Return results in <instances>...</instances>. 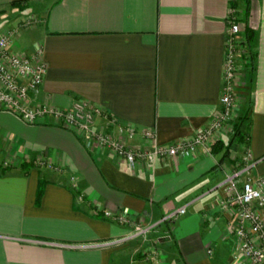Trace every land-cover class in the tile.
Listing matches in <instances>:
<instances>
[{"label":"crops","instance_id":"crops-1","mask_svg":"<svg viewBox=\"0 0 264 264\" xmlns=\"http://www.w3.org/2000/svg\"><path fill=\"white\" fill-rule=\"evenodd\" d=\"M231 1L0 0V16L32 8L40 17L13 45L43 50L48 70L34 104L67 108L88 100L169 144L192 138L220 110ZM238 7L243 17L245 2ZM240 25L242 41L246 25L254 38L238 56L231 127L214 141H233L224 159L199 147L132 169L71 130L29 124L0 107V264H153L147 257L155 252L163 264H249L234 257L236 217L216 186L240 166L246 148L258 160L253 175L264 176V0H250ZM241 120L247 143L234 140ZM186 203L185 215L146 240L112 244L131 226L101 217L109 210L148 224Z\"/></svg>","mask_w":264,"mask_h":264},{"label":"built area","instance_id":"built-area-1","mask_svg":"<svg viewBox=\"0 0 264 264\" xmlns=\"http://www.w3.org/2000/svg\"><path fill=\"white\" fill-rule=\"evenodd\" d=\"M40 19H25L14 28L0 34V107L16 113L29 124L47 123L73 131L84 140L89 148H108L117 158L126 162L132 169L138 164L149 167L156 161H170L176 157L193 154L199 147L210 149L219 131L231 127L237 104L238 56L243 51L240 38L241 25L236 9L230 5L228 32L225 46L223 87L220 96V110L210 123L192 138L169 144L156 142V131L139 128L132 123L120 122L117 117L100 105L79 99L67 108H60L47 102L34 104V97L47 74L48 66L43 50L26 53L14 49V39L21 30L38 24ZM141 136L143 142L138 144ZM258 160L248 148L242 154L238 168L228 173L216 186L224 192L222 206L233 210L237 244L235 259L244 258L249 264H264V176H254L253 169ZM41 165L54 167L52 163ZM188 203L167 211L160 219L142 224L130 215L103 211L105 218L131 226V232L112 244H121L131 239L146 240L156 229L171 224L187 213ZM169 237H172L170 234ZM108 244V243H107ZM153 264H163L160 252L153 253Z\"/></svg>","mask_w":264,"mask_h":264},{"label":"trees","instance_id":"trees-1","mask_svg":"<svg viewBox=\"0 0 264 264\" xmlns=\"http://www.w3.org/2000/svg\"><path fill=\"white\" fill-rule=\"evenodd\" d=\"M238 1L239 0H232L231 1V5L236 8L238 6ZM245 2V11H244V16L243 17H240V19H238V21H243V22H246L247 23V20H248V16H249V11H250V0H243ZM22 3L20 2H13L12 3V6L13 7H19L21 6ZM254 38V31L246 25V29H245V39L244 41H242V44H250L251 41L253 40ZM242 120L237 122L235 124V127H234V140H237L238 142L240 143H247V131H242L241 130V126H242ZM233 143V141L227 145L226 147H224V143L220 140L216 141L213 145H212V149H213V152L214 153H219V152H223L222 153V158H226L227 156H229L230 154V146L231 144ZM26 163H24L25 165ZM44 180H42L40 182V188L38 190V195H37V201H40L42 195H43V192H44ZM100 214V213H99ZM102 218H105L103 216H101Z\"/></svg>","mask_w":264,"mask_h":264},{"label":"rangeland","instance_id":"rangeland-1","mask_svg":"<svg viewBox=\"0 0 264 264\" xmlns=\"http://www.w3.org/2000/svg\"><path fill=\"white\" fill-rule=\"evenodd\" d=\"M12 8H15V7H13L12 6ZM236 11H237V18L238 19H240V13H239V7L237 6L236 8ZM26 11L25 12H27L28 13V15L26 14H23V15H17V16H13L11 13H7V14H4V15H1L0 16V34L3 32V31H5V30H7V29H11V28H14L15 26H17V25H19V22L21 23L23 20H25V19H30L31 17H37L38 19H40V17H38V16H35L34 14L32 15V8H27V9H25ZM13 22L14 23V25L13 26H11L10 28H7V29H5L4 30V28H5V26H7L8 24H9V22ZM40 22V21H39ZM36 25H37V23H36ZM35 26V25H34ZM34 26H32V27H34ZM31 27V28H32ZM30 29V28H29ZM3 30V31H2ZM25 30H27V29H25ZM22 31L23 30H21L20 32H19V34H21L22 33ZM18 34V35H19ZM16 39V38H15ZM15 39H14V41H15ZM70 131V130H69Z\"/></svg>","mask_w":264,"mask_h":264}]
</instances>
